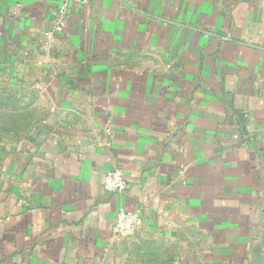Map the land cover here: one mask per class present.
Listing matches in <instances>:
<instances>
[{"label": "crops", "instance_id": "1", "mask_svg": "<svg viewBox=\"0 0 264 264\" xmlns=\"http://www.w3.org/2000/svg\"><path fill=\"white\" fill-rule=\"evenodd\" d=\"M0 264H264V0H0Z\"/></svg>", "mask_w": 264, "mask_h": 264}, {"label": "built area", "instance_id": "2", "mask_svg": "<svg viewBox=\"0 0 264 264\" xmlns=\"http://www.w3.org/2000/svg\"><path fill=\"white\" fill-rule=\"evenodd\" d=\"M70 1V0H65ZM79 4H85L88 0H71ZM59 15L63 19L65 15V6H60ZM62 19L56 24L55 29L61 30ZM50 34L48 33L47 37ZM104 190L108 193L124 192L127 188V181L121 169H113L108 171L102 181ZM141 224V218L137 211L122 207L118 210L116 219L113 225V230L116 234L131 237L136 233V230Z\"/></svg>", "mask_w": 264, "mask_h": 264}]
</instances>
